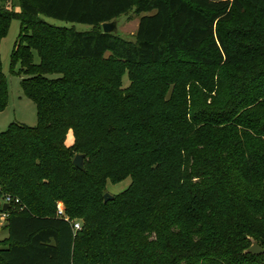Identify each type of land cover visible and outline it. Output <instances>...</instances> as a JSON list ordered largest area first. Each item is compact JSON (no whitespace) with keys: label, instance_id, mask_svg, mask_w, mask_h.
<instances>
[{"label":"trees","instance_id":"16d2710c","mask_svg":"<svg viewBox=\"0 0 264 264\" xmlns=\"http://www.w3.org/2000/svg\"><path fill=\"white\" fill-rule=\"evenodd\" d=\"M134 8L135 41L103 33ZM13 19L38 125L0 133V264H264L245 253L250 238L264 247V0H20L0 12V41ZM122 63L153 77L120 97L100 72ZM168 92L191 112L165 109ZM129 177L105 203L108 181Z\"/></svg>","mask_w":264,"mask_h":264},{"label":"rangeland","instance_id":"374dc122","mask_svg":"<svg viewBox=\"0 0 264 264\" xmlns=\"http://www.w3.org/2000/svg\"><path fill=\"white\" fill-rule=\"evenodd\" d=\"M0 6L1 13L20 12V0H3ZM144 15L146 14H137L135 8L127 14L122 15L117 20L118 31L116 33V36L127 41H135L139 20ZM43 19H45V21H47L48 23L56 26H74L77 31H91L93 29V27L89 25L70 24L47 17H43ZM20 26L21 23L18 19L11 20L6 35L2 37L0 41L1 72L6 78L8 89L7 106L4 111L0 112V133L7 131L9 126L13 123L27 125L29 127H36L38 125L36 106L30 99H28L24 95L22 90L21 83L25 76L23 74H18L21 68V64L16 63L15 66H13L12 64L13 48L20 33ZM1 35L2 33H0V36ZM106 57H109V54H107ZM34 61L36 64L40 62L38 54L36 52H34ZM13 67L16 73L13 72ZM100 73L101 75L109 78L110 83L114 85L115 90L116 92L118 91L120 97L124 96L129 91L138 90L139 87L143 85V83L150 82L153 77V75H151L152 73L141 71L140 69H134V67H130L123 63L120 64L116 69L109 68L106 69V71H101ZM147 94L148 92H145L144 94L139 93L138 97L141 100H150L148 99ZM165 98L167 99V101H169V106H165V109L175 107V110L177 111L176 106H182V111H185L186 107V110H188L189 113L191 112L190 97L187 98L189 104L187 102L185 104L184 98L176 97L172 100L171 92H168ZM161 108H163V106ZM169 112L172 113L173 111L170 110ZM74 141V133L73 130H71L67 136V146H72L74 144ZM131 183L132 179L130 177L118 183L108 181L104 189V195L108 193L115 198V195H119L125 192L129 188ZM59 204L62 205L63 208L65 207L62 202H58L57 209ZM6 220L7 218L5 220L0 218V245L6 240L9 235V232L6 229ZM75 222H78L81 225V229L83 228V220H75L73 223ZM81 229L78 231H81ZM135 261L138 262L137 259ZM121 263L126 264L125 262Z\"/></svg>","mask_w":264,"mask_h":264},{"label":"water","instance_id":"95a60500","mask_svg":"<svg viewBox=\"0 0 264 264\" xmlns=\"http://www.w3.org/2000/svg\"><path fill=\"white\" fill-rule=\"evenodd\" d=\"M102 29H103V33H105V34H116L118 31L117 21L115 20V21L104 23L102 25ZM84 159H85V155H83V154L76 155L74 160H73L74 167L81 170V171H85ZM113 199H114V196H112L108 193H106L104 195V202L105 203H107L108 201H111ZM8 207H9V204L5 203L4 207H3V211L7 212ZM250 240L252 242V245L247 250H245V253L250 254V255H254V256L264 255V247H261L256 240H254L252 238H250Z\"/></svg>","mask_w":264,"mask_h":264},{"label":"built area","instance_id":"2783aa9c","mask_svg":"<svg viewBox=\"0 0 264 264\" xmlns=\"http://www.w3.org/2000/svg\"><path fill=\"white\" fill-rule=\"evenodd\" d=\"M10 202H11V198H7L5 200V203L10 204ZM16 202L18 203L19 200H16ZM57 210H58V215L59 216L66 217V214H65V211H64V208H63L62 205L59 204ZM0 218L5 220L7 218L6 213L5 212L0 213ZM73 228H74V231H78V230L81 229V225L78 222H75V223H73Z\"/></svg>","mask_w":264,"mask_h":264},{"label":"crops","instance_id":"0c3cea01","mask_svg":"<svg viewBox=\"0 0 264 264\" xmlns=\"http://www.w3.org/2000/svg\"><path fill=\"white\" fill-rule=\"evenodd\" d=\"M8 236H9V235H8ZM7 238H8V237H7ZM7 238H6V239H7Z\"/></svg>","mask_w":264,"mask_h":264}]
</instances>
